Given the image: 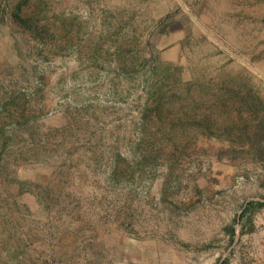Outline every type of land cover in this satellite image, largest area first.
Returning a JSON list of instances; mask_svg holds the SVG:
<instances>
[{"label":"rangeland","instance_id":"1","mask_svg":"<svg viewBox=\"0 0 264 264\" xmlns=\"http://www.w3.org/2000/svg\"><path fill=\"white\" fill-rule=\"evenodd\" d=\"M0 264H264V0H0Z\"/></svg>","mask_w":264,"mask_h":264},{"label":"trees","instance_id":"2","mask_svg":"<svg viewBox=\"0 0 264 264\" xmlns=\"http://www.w3.org/2000/svg\"><path fill=\"white\" fill-rule=\"evenodd\" d=\"M257 204L256 203H249L246 207H245V209H244V211H243V213H242V215H241V217H244V216H246L248 213H252L255 209H257V208H260V207H262L263 206V204H258L257 206H256Z\"/></svg>","mask_w":264,"mask_h":264}]
</instances>
